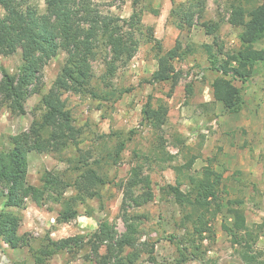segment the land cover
Segmentation results:
<instances>
[{
	"label": "rangeland",
	"instance_id": "obj_1",
	"mask_svg": "<svg viewBox=\"0 0 264 264\" xmlns=\"http://www.w3.org/2000/svg\"><path fill=\"white\" fill-rule=\"evenodd\" d=\"M104 13H113L129 18L136 10L141 19L137 39L139 47L131 61L104 79L107 70L106 47L98 48L93 61L95 77L89 88L82 92H65L62 96L70 109L74 124L81 129L79 144L58 153L54 148L48 152L29 153L28 181L41 184L43 172L47 170L68 171L74 169L79 158L89 162L106 174L110 183L103 189V197L89 199L79 205L80 215L73 221L58 224L56 221L60 205L49 202L38 206L31 199L20 214L19 233L26 235L29 245L11 248L0 241V264H35L32 247H38L48 234L54 239L85 233L98 228V223L108 219L120 232L125 231L122 219L123 191L120 182L128 178L134 166L142 175L149 174L154 199L140 207H130L131 214L141 215L137 248L139 258L134 264H242L237 237L229 235L223 224L231 225L233 216L228 207L230 200L242 199L248 223L260 224L264 219V68L251 82H233L243 90V107L239 112H229L222 102L213 97L210 85L215 73L208 69L210 62L203 44L222 43L226 51L240 47L241 27L232 26L228 18L232 5L237 0H206L205 19L221 20V28L215 35H208L199 18L189 28H178L171 11L190 0H95ZM40 12L46 8L44 0H30ZM162 44V53L177 43L182 48H194V52L174 61L181 72L179 84L171 95L170 83L150 84L146 80L158 67V47L150 40V30ZM262 46L261 42L256 44ZM217 47V46H215ZM68 48L61 47L56 56L47 60L42 69L41 93L30 95L24 104L23 113H13L6 106L0 110V148L7 146L9 136L29 129L33 119L43 112L40 100L60 73ZM24 62V53L18 50L11 55H0V65L10 73H16ZM217 74H222L221 72ZM231 78L230 75H227ZM188 84L193 85L189 94ZM132 88L118 101L106 99L114 88ZM153 97L169 105L165 125L153 130L142 120V107ZM159 137L164 142L162 151H155ZM125 140V149L115 163L119 140ZM192 155H197L191 169L182 167ZM169 156H172L171 158ZM149 158V159H148ZM212 167L224 176L222 198L224 206L210 222L211 229L196 235L195 246L191 244L185 258L177 244L167 239L177 235L176 241L186 240L190 234L184 227L183 212L174 197L166 191L168 186L182 183V189L191 188L192 179L203 174L205 166ZM140 190V187H137ZM74 193L73 189L67 195ZM101 203L104 208H101ZM4 202L0 201V211ZM92 213V215H90ZM191 228V227H189ZM259 239L255 246L264 258V228L256 227ZM155 242L154 249L150 243ZM196 246L198 249H196ZM87 250L73 258L67 254H56L44 264H97L85 259ZM105 253V248L101 249ZM199 256L193 259V254Z\"/></svg>",
	"mask_w": 264,
	"mask_h": 264
},
{
	"label": "trees",
	"instance_id": "obj_2",
	"mask_svg": "<svg viewBox=\"0 0 264 264\" xmlns=\"http://www.w3.org/2000/svg\"><path fill=\"white\" fill-rule=\"evenodd\" d=\"M44 2L46 8L40 12L30 0H0V55H11L18 50L24 53V62L16 73H10L0 65V110L6 106L13 113H23L27 98L34 93H41L40 83L45 62L56 56L61 47H67L69 51L52 86L41 95V115L33 119L29 129L10 135L7 146L0 148V201L4 202L0 211V241L11 248L29 245L26 235L19 233L21 217L14 210L25 208L28 199L38 206L49 202L59 204L61 208L56 218L58 224L75 220L80 215L79 205L87 200L101 201L102 189L111 180L90 163L87 157L83 155L79 158V164L74 168L77 174L46 169L41 184L34 185L28 181L29 153L48 152L53 148L62 153L72 145L79 144L81 129L74 124L72 113L62 95L89 88L95 77L93 61L100 46L104 45L107 53L104 79L126 66L139 47L137 35L141 31V19L136 10L129 18H122L113 13H104L95 0ZM136 3L138 0H134ZM205 7L206 0H190L188 5L181 3L171 13L178 28H191L195 19L199 18L206 33L215 35L222 21L205 19ZM228 23L242 28L239 33L240 47L237 50L226 51L224 45L216 40L202 47L210 62L208 69L215 73L210 83L213 97L222 102L229 112L235 113L242 110L244 99L242 88L233 79L249 83L264 68V0L235 1ZM149 30L150 40L155 41L158 47V67L146 81L150 84L170 83L171 95L181 78V72L176 70L174 61L195 49L190 46L182 48L177 43L162 53L161 42L155 37L154 31ZM258 42L262 43L261 47L256 45ZM219 72L222 74H217ZM187 87L189 94L192 93L193 85L188 84ZM131 91L130 87L114 88L106 99L118 101ZM152 100L150 96L143 105L142 120L153 130L159 131L167 121L169 105L160 99L156 103ZM159 141L155 151L163 153L164 142L160 137ZM125 142L123 139L118 141L115 163L120 160ZM197 158V155H192L182 167L191 169ZM223 181V174L209 164L204 167L202 176L192 179L188 191L182 189L180 181L165 188L180 206L184 227L190 234L184 241H176L175 234L167 236L168 240L177 244L184 259L191 244L195 246L196 235L202 237L203 233L209 231L210 222L222 211ZM119 185L123 191L121 208L124 232H120L115 223L105 219L90 234L79 233L60 239H54L48 234L38 247L31 249L35 264H44L56 254H67L75 258L87 249L85 259L97 264H134L139 258L137 244L142 219L137 213L131 214L129 208L149 203L155 194L150 175H142L138 166H134L128 178ZM69 189H73L74 193L67 195ZM102 204L101 208H104ZM229 204L233 222L231 225L224 223L223 228L233 237L243 234L242 238H235L239 241L242 264H264L262 253L255 249L260 236L255 229L264 228V219L260 224L251 226L243 207L244 200H230ZM150 245L154 249L155 242ZM102 248H105V253L101 252ZM192 258L198 259L199 256L194 253Z\"/></svg>",
	"mask_w": 264,
	"mask_h": 264
}]
</instances>
